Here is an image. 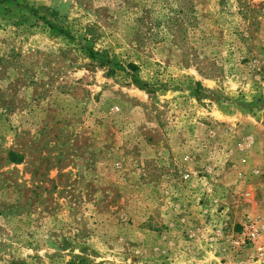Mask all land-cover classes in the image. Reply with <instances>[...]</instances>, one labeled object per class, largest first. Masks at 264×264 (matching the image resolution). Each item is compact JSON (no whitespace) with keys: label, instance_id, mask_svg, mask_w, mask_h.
Returning <instances> with one entry per match:
<instances>
[{"label":"rangeland","instance_id":"rangeland-1","mask_svg":"<svg viewBox=\"0 0 264 264\" xmlns=\"http://www.w3.org/2000/svg\"><path fill=\"white\" fill-rule=\"evenodd\" d=\"M0 264H264V0H0Z\"/></svg>","mask_w":264,"mask_h":264},{"label":"trees","instance_id":"trees-1","mask_svg":"<svg viewBox=\"0 0 264 264\" xmlns=\"http://www.w3.org/2000/svg\"><path fill=\"white\" fill-rule=\"evenodd\" d=\"M130 68H134L135 69V66L130 64L129 65ZM134 82L138 84V81H136V79H134ZM140 86V85H139ZM8 158L11 162H15V163H20L22 161V157L21 156H18L16 153L14 152H9L8 154Z\"/></svg>","mask_w":264,"mask_h":264}]
</instances>
